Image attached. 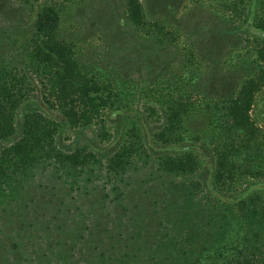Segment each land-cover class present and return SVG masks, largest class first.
I'll list each match as a JSON object with an SVG mask.
<instances>
[{
  "label": "rangeland",
  "instance_id": "1",
  "mask_svg": "<svg viewBox=\"0 0 264 264\" xmlns=\"http://www.w3.org/2000/svg\"><path fill=\"white\" fill-rule=\"evenodd\" d=\"M263 1L134 0L141 10L138 22L131 15L130 0H0L3 67L14 72L16 66L23 69L27 65L28 55L23 50L30 51L39 43L33 36L38 14H55L58 40L74 49L84 72L103 86L94 96L105 99L106 105L98 113L107 131L96 123L61 126L66 109L48 96L40 77L30 75L34 85L27 84L25 91L39 95L31 101L33 107L56 120L52 126L56 146L64 154L76 156L79 163L66 175L53 161L45 162L11 188L0 184V226L4 234L0 238V264H5L4 252L9 248L10 257L17 262L18 248L12 247L13 242L22 246V257L40 254L50 239L35 241L32 248L30 243L37 240L39 232L27 226L35 220L46 225L60 208L82 206L90 212L89 227L95 234L89 242L111 235L101 233L119 224L116 215L121 209L151 208L153 200L161 197V182L172 183L180 191L193 186V194L199 199H206L204 188L209 185L214 196L208 203L216 208L235 193L242 191L241 199L260 193L255 204L263 207L264 35L254 27L264 24ZM244 90L250 92L247 98L241 93ZM238 96L248 104L243 138L237 135L239 130L230 129L233 120L225 118L228 104ZM170 100L189 106L188 113L194 112L184 123L180 150L165 148L151 139L166 125L170 114L166 101ZM215 101L218 108L211 110ZM13 141L9 139L0 146V165L9 171L18 163L6 160L13 156L9 154ZM226 142L243 144L248 154L241 157L246 164L239 170L231 175L221 170L219 177L216 168L207 164L210 161L206 156L208 147L218 153ZM216 145L219 148L215 149ZM132 146H142L144 151L134 155ZM116 149L128 151L121 163L127 162V171L121 175L107 167V158ZM89 153L94 157L87 159L90 162L86 167H79ZM179 154L196 156V173L178 178L163 173L159 158ZM228 176L232 179L224 183ZM42 199L51 201V206L37 207ZM103 205L106 208L102 212H109L108 218L100 212ZM45 212L48 220L42 216ZM70 226L69 230L76 228L72 223ZM53 236L51 242L63 239L68 232Z\"/></svg>",
  "mask_w": 264,
  "mask_h": 264
},
{
  "label": "trees",
  "instance_id": "2",
  "mask_svg": "<svg viewBox=\"0 0 264 264\" xmlns=\"http://www.w3.org/2000/svg\"><path fill=\"white\" fill-rule=\"evenodd\" d=\"M130 4H133L130 8L131 15L140 22L141 10L134 0H130ZM57 22L58 17L55 14H38L33 36L39 43L30 51L23 50V53L28 55V63L23 69L16 66L14 72L7 71L6 67H3L5 58L0 60V146L9 139H14L9 147L12 151L9 154L13 156L6 160L10 163L18 162L11 171L0 165V184L4 183L10 188L24 179L28 171L45 162L53 161L66 175L78 168V158L64 154L56 146V131L52 128L56 120L33 107L31 101L39 95H31L25 91L27 84L34 85L30 79L33 73L44 81L48 96L61 108L66 109L63 112L64 121L59 122L61 126H66V123L69 127L96 123L107 133L104 128L105 120L100 119L101 115L98 113L100 107L106 105L105 99L94 96L103 86L84 72L75 58L74 49L58 40ZM254 27L264 35V24ZM241 93L247 98L250 92L244 90ZM166 102L169 103L170 110L166 125L152 135L151 139L165 148L180 150L184 123L194 112L191 110L193 113H188L189 106L171 100ZM214 108H218L216 101L210 109ZM247 108L248 104L239 96L238 100L231 102L226 108L225 118L233 120L230 129L239 130L237 135L241 138L245 134L244 113ZM228 121L227 119L226 122ZM222 146L223 150L220 149L218 153L208 147L206 156L210 161L207 164L216 168L219 177L222 176L221 170H225L228 175L234 170H239L246 164V160L241 157L245 158L248 154L243 144L226 142ZM217 148L219 146L216 145L215 149ZM117 149L107 158V167L112 173L121 175L127 171L124 167L127 162L124 165L121 163L126 156L123 154L128 151ZM130 151L134 152V155H140L144 148L132 146ZM184 155L186 154L159 158L158 165L162 167L163 173H169L171 178L196 173L199 165L194 158L196 156ZM90 157H94V154H87L79 167H86ZM225 179L224 183H228L232 176ZM168 185L175 193L167 188ZM168 185L160 183L159 187L163 189L161 197L153 200L151 208L121 209L116 215L119 217V224L110 231L108 228L103 231L101 234L111 235L99 236L97 242H89L95 233L89 227L90 212L83 210L82 206L74 209L60 208L50 222L45 212L42 216L48 220L46 225H41L35 220L27 228L33 227L39 232L37 240L30 243L32 248L38 241L50 239L46 248L41 250L40 254L34 252L22 257V246L13 242L12 247L15 245V248H18V253H15L17 262L10 257L9 248L4 252L5 264H264V206L258 207L255 204V201L260 199V193L251 194L248 199H241L244 194L242 191L235 193L229 196L228 200H219L222 202L221 207L216 208L208 203L214 196L209 185L204 188L208 192L206 199L195 196L193 186L183 189L180 185L183 189L180 191L176 185ZM232 197L235 198L233 202L229 200ZM51 204V201L42 199L37 207H49ZM104 208L106 206L103 205L100 212L104 218H108L109 212H102ZM57 222L60 224L56 225ZM70 223L76 228L69 230ZM87 230L89 233L86 236ZM63 231L68 232V236L51 242L53 235ZM3 235V228L0 226V238ZM91 235L92 238H89ZM35 241L37 242L34 243Z\"/></svg>",
  "mask_w": 264,
  "mask_h": 264
}]
</instances>
